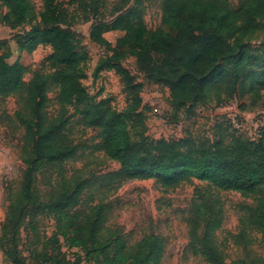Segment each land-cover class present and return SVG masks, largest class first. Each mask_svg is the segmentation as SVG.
<instances>
[{"label": "trees", "instance_id": "16d2710c", "mask_svg": "<svg viewBox=\"0 0 264 264\" xmlns=\"http://www.w3.org/2000/svg\"><path fill=\"white\" fill-rule=\"evenodd\" d=\"M2 1L8 10L5 24L16 29L27 23L30 0ZM83 1L96 6L98 0ZM44 5L41 22L22 36H15L26 62L20 56L11 64L0 54V98L18 96L23 102V113H17V119L24 130L22 158L26 165L22 186L1 229L0 248L6 258L12 264H26L17 246L19 235L28 216L43 214L55 222L57 243L62 239L68 249L80 250L95 264H161L164 242L160 237L147 236L130 248L117 232L104 227L106 217L101 205L91 206L84 216L71 213L80 206L88 182L61 176L62 181L54 187L35 188L36 175L51 169L62 172V165L77 156V146L66 133L71 119L68 107L86 127L99 131L104 154L120 164L117 171L105 176L115 182L114 189L130 180H156L164 188L197 180L219 191L253 198L254 207L242 208L235 245L248 232L261 235L264 242V129L259 130L256 140L237 136L228 144L222 140L199 145L190 139L152 140L145 136L143 114L138 111L142 105L139 86L120 64L126 57L136 58L151 80L169 89L177 111L211 98L218 102V108H223L234 97H260L264 91V42L260 47L248 43L246 50L243 46L234 49L230 41L237 36L253 38L264 34V0H242L237 11L228 0H162L161 22L174 33L148 30L142 0H118L110 18L93 22L89 39L113 52L103 62L102 70L115 71L133 94L130 116L117 112L109 100L95 101L83 84L82 65L88 53L78 34L62 27L66 12L55 5V0H45ZM114 32L123 35L112 47L106 34ZM5 44L0 41L1 46ZM45 45L53 51L47 59L53 72H35L26 83L24 77L30 72L32 54ZM51 88L58 90L60 111L56 117L48 114ZM130 122L141 128L136 141L129 135ZM194 208L196 220L191 223L189 250L206 264H226L216 242L221 218L211 212L206 202L194 203ZM76 258L71 263L64 257L58 264H81V257ZM254 264H264V258Z\"/></svg>", "mask_w": 264, "mask_h": 264}, {"label": "rangeland", "instance_id": "374dc122", "mask_svg": "<svg viewBox=\"0 0 264 264\" xmlns=\"http://www.w3.org/2000/svg\"><path fill=\"white\" fill-rule=\"evenodd\" d=\"M117 1L98 0L97 5L92 6L87 3L89 1L83 0H55V5L66 12L62 27L78 34L81 46L88 53V59L82 65L85 70L84 86L96 102L109 100L117 112L130 116L133 94L115 71L102 70L103 62L113 52L108 47L93 44L89 39L93 22L110 18ZM142 1L145 8L143 19L148 30L162 29L174 33L161 22L162 0ZM228 2L237 11L242 0ZM44 3L45 0H30L31 11L27 23L11 29L4 22L8 10L0 0V41H6L5 45H0V54L5 55L9 63L12 64L23 56L17 48L15 36H22L41 22ZM262 33L253 38L237 36L230 43L234 49L235 46H243L247 50L248 43L252 47H260L264 42ZM122 35L120 32L108 33L106 38L114 47ZM52 52L48 45L39 46L34 51L30 72L24 77L26 83H29L35 72L45 75L53 72L47 62ZM23 62H26V55L23 56ZM120 64L128 70L134 85L139 86L142 105L138 111L143 114L145 136L152 140L190 139L196 145L222 140L228 144L237 136L256 140L259 130L264 129V91L260 97L255 94L234 97L223 108H218V102L211 98L209 102L177 111L173 108L169 89L151 80L136 58L126 57ZM57 96L58 90L51 88L48 92L51 100L49 116L56 117L59 114ZM241 107L246 110H239ZM67 109V116H71V119L66 133L77 146V156L62 165V172L51 169L36 175V189L44 190L49 185L56 186L62 181L61 176L67 179L80 178L82 182H88L80 206L71 213L84 216L91 206L101 205L106 217L104 227L117 232L130 248L147 236L160 237L164 242L161 264H206L189 250L191 223L196 220L194 203L206 202L210 205L211 212L219 215L222 220L220 229L216 231V242L226 264H254L264 258V242L259 234L248 232L247 237L235 245V237L241 230L242 208L254 207L255 199L235 192L219 191L209 183L197 180L182 182L175 188H164L156 180H130L114 189L115 182L105 176L117 171L120 164L104 154L99 131L86 127L72 107ZM22 110L23 102L20 97L0 98V238L8 208L20 191L26 171L22 158L24 130L17 119V113ZM140 132L141 128L130 122L129 135L132 141L139 139ZM17 246L26 264H58L64 257L73 263L77 256L81 257V264H95L93 259H86L80 250L68 249L62 239L57 243L55 222L43 214L27 217ZM0 264H12L1 248Z\"/></svg>", "mask_w": 264, "mask_h": 264}]
</instances>
